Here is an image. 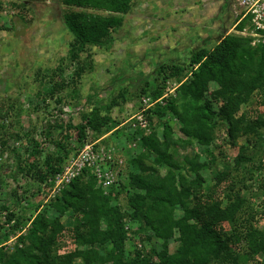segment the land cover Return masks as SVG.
<instances>
[{
  "label": "trees",
  "instance_id": "16d2710c",
  "mask_svg": "<svg viewBox=\"0 0 264 264\" xmlns=\"http://www.w3.org/2000/svg\"><path fill=\"white\" fill-rule=\"evenodd\" d=\"M132 2L62 0L66 7L63 23L72 36L67 50L68 62L77 61L78 53L87 46L106 47L113 42L112 33L121 26L123 15L131 10ZM244 24L245 20L238 22L235 30L240 31ZM189 56L187 61L179 64L159 62L151 74L139 79L130 74L125 77L121 72L113 75L108 83L113 89L109 95L99 97L95 91L85 99L89 106L81 110L80 123L72 125L68 122L66 129L61 121L55 125L66 131L60 140L54 142L57 152L48 153L41 168H36L41 146L29 142L33 140H27L31 148L26 156L15 153L14 179L20 175L30 176L50 187L47 180L61 169L69 153L65 144L73 136L68 130L75 133L76 146L89 138L95 141L107 133L116 132L112 129L118 122L111 117V111L120 102L137 99L140 95L162 101L146 110L149 122L154 115L162 124L161 139L156 136L154 127L149 134L140 136L139 150L130 159L131 169L126 173L125 182L118 180L117 186L104 192L97 187L91 168H83L59 195L50 200L49 205L60 213L67 209L76 212L72 240L76 246L84 247L60 253L57 241L64 227L46 217L44 212H37L38 204L33 209L36 215L32 219L29 215L26 217L30 224L18 237L21 246L11 251L0 250V264H75L76 260L80 264H264V213H261L263 225L259 226L251 199L244 193L249 186L240 180L246 174L252 179L256 172L258 189L264 193V154L253 166L255 162L252 153H246L247 146H238L233 169L238 173L241 168L243 174L238 178L236 173L219 172L214 177V185L218 187L221 182H227V190L223 191L221 198H214L208 193L197 194L203 181L198 170L210 166L213 159L200 162L198 154H194L185 157V164L180 166L170 151L172 144L187 146L191 140L208 146L214 139L216 125L222 122L226 123V135L232 145L239 137L251 142V135L255 142L264 144V118L258 113L254 115L252 110L251 114L248 111L239 113L240 106L248 103L255 93L258 96L256 102L264 105V42L251 45L249 37L231 33L212 47L191 50ZM188 68L190 77L186 75ZM61 74L62 68L58 64L36 76L39 82L45 80L49 84L47 91H43V102L49 98H54L57 103L64 102L63 96L67 92H63V96L59 95L60 92L69 85L74 89L82 69L76 64L68 80H64ZM183 77L186 79L178 86L177 92L187 100V110L178 108V97L165 98L164 95L166 80ZM210 82H214L217 88L206 98ZM214 101L219 104L216 110ZM170 115L180 122L183 139L172 137L167 121ZM162 116H167V120L163 121ZM46 124L42 134L48 137L50 125L49 122ZM14 136L21 138L22 134L17 131ZM5 143L3 138L1 145L4 149ZM116 156L113 169L123 164L120 155ZM30 158L33 161H29ZM149 158L152 161L146 163ZM160 168L165 172L162 173ZM191 173L195 177L188 179L187 175ZM84 174L89 175L87 179ZM120 194H125L124 205L118 201ZM176 207L181 211L178 217L173 213ZM10 219L11 216L7 217V221ZM125 220L139 224L134 233L142 243H150L153 238V242L162 239V243L159 247L150 245L145 253L134 249L133 254H125L130 240ZM225 224L229 226L228 232L222 227ZM24 225L25 222L16 220L10 231L15 232ZM170 238L177 242L173 251L168 247Z\"/></svg>",
  "mask_w": 264,
  "mask_h": 264
},
{
  "label": "rangeland",
  "instance_id": "374dc122",
  "mask_svg": "<svg viewBox=\"0 0 264 264\" xmlns=\"http://www.w3.org/2000/svg\"><path fill=\"white\" fill-rule=\"evenodd\" d=\"M61 1L0 0V250L3 251H11L21 246L18 237L30 224V220L28 221L26 217L29 215L32 219L37 212H44L46 217L58 221L64 227L57 241L60 253L72 250L74 247H84L76 246L77 244L75 245L72 240L76 212L67 209L60 213L55 207L49 205L50 200L55 195H59L75 176L57 187L52 183L55 173L47 180L50 187L30 176L20 175L14 179L16 164L14 157L17 156L15 153L26 156L31 148L29 142L40 145L42 152L36 160V168H41L46 155L57 149L54 142L60 140L66 131L55 125H58L59 121L62 125L68 122L72 125L80 123L81 110L89 106L86 105L85 99L95 91L99 97L105 98L109 95L113 89L108 83L113 75L121 72L125 77L130 74L137 79L148 76L153 72L155 64L159 62L183 63L190 57L191 50L202 46L212 47L224 35L237 33L234 25L238 16L232 12L229 0H225L224 3L223 0H133L131 10L123 15L121 26L112 33L114 41L106 47L87 46L84 51L78 53L77 61L70 63L67 50L72 36L63 23L66 7ZM58 64L61 65V75L64 80L71 78V71L76 64L82 69L81 78L74 89L69 85L60 92V96H63V92H67L63 96L64 102L57 103L54 98L43 102V91H47L49 84H46L45 80L39 82L36 76ZM186 75L190 77L189 68ZM185 79L186 77L170 78L166 80L164 88L165 98L178 97L176 104L180 110L189 108L185 97L177 92L178 86ZM216 88L217 85L210 82L208 92L205 93L206 98ZM147 99V96L140 95L137 99L129 98L114 107L111 117L118 124L112 131L116 129V132L107 133L100 137V140L94 141L89 138L76 146L75 133L68 130V133H72L73 139L65 144L69 153L57 172H62L68 160L77 155L84 146L93 145L92 147L98 149L97 151L103 148L104 153L109 152L114 160L118 157L116 154L123 160L120 168L117 166L113 169L117 180L103 187L95 177L97 187L107 192L111 186H117L118 180L125 182L126 173L131 169L130 159L139 150L140 136L149 134L151 127H154L156 136L161 139L162 124L154 115H151L152 120L149 122L146 110L155 102L160 104L162 101ZM256 101L258 96L255 93L248 103L240 106L239 113L248 111L251 114L252 110L254 115L258 113L264 118V105H259ZM218 105L216 101L213 102L215 110ZM161 119L166 121L167 116L166 118L162 116ZM168 119L172 137L183 139L179 131L178 119L173 115H170ZM48 122L50 128L48 137H45L42 132ZM224 123L216 125L214 139L208 146L191 140L190 145L172 144L170 147L171 154L180 166L185 164V157L190 158L194 154H198L200 162L207 158L213 159L210 166L198 170V175L203 181L197 194L208 193L212 197L219 198L223 196V191L227 190V182H221L216 187L214 177L222 171L229 172V175L236 173L233 169V158L237 155L238 146H247L246 153L248 155L252 153L255 162L253 166L264 154V144L255 142L253 135H251V142H246L244 138L239 137L235 146L232 145L226 135V123ZM64 128L66 129V125ZM17 131L22 134L21 138L14 136ZM3 138L6 139L5 149L1 145ZM29 161L33 159L30 158ZM145 161L150 163L152 158ZM238 170L236 175L238 174L240 178L243 173L241 168ZM160 171L165 172L164 168H160ZM80 173L81 171L76 176ZM88 174H84L85 179L89 176ZM187 176L188 179H192L195 174L191 173ZM250 177L246 174L240 180L249 186L244 193L251 199V207L258 220L257 225L262 226L264 193L258 189V174L255 172L252 179ZM118 201L124 205L125 194H120ZM261 201L262 205H260ZM38 204L35 213L33 209ZM173 213L174 217L180 216V208L176 207ZM9 216L11 219L7 221ZM16 220L25 222V225L15 232L10 231L11 225ZM124 224L130 239L127 241L125 254H133L134 249H141L145 253L150 245L159 247L163 241L157 239L153 242V238L150 243H142L134 233L139 224L129 220H125ZM222 227L228 232L227 224ZM176 245L177 242L173 238L168 240L169 251H173ZM75 264H80L79 260H76Z\"/></svg>",
  "mask_w": 264,
  "mask_h": 264
},
{
  "label": "built area",
  "instance_id": "2783aa9c",
  "mask_svg": "<svg viewBox=\"0 0 264 264\" xmlns=\"http://www.w3.org/2000/svg\"><path fill=\"white\" fill-rule=\"evenodd\" d=\"M229 2L232 5V12L238 16L235 25L245 20L243 28L236 31L237 34L249 37L251 45L264 42V0H229ZM92 146H84L77 155L68 160L62 172L54 174L52 183L55 187L62 182H68L83 168L87 167L91 168L103 187L117 180V175L112 168L113 156L109 152L104 153L103 148L97 151L98 149ZM118 162L121 163V160Z\"/></svg>",
  "mask_w": 264,
  "mask_h": 264
},
{
  "label": "crops",
  "instance_id": "0c3cea01",
  "mask_svg": "<svg viewBox=\"0 0 264 264\" xmlns=\"http://www.w3.org/2000/svg\"><path fill=\"white\" fill-rule=\"evenodd\" d=\"M224 1H225V0H223L222 2L224 3ZM227 1H228V0H227ZM223 3H222V4H223ZM231 8H232V7H231ZM218 13H219V11H218Z\"/></svg>",
  "mask_w": 264,
  "mask_h": 264
}]
</instances>
